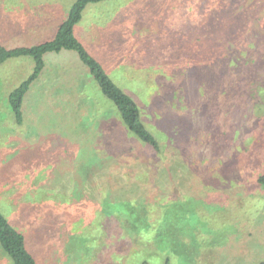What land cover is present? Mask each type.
I'll return each mask as SVG.
<instances>
[{
    "label": "rangeland",
    "instance_id": "rangeland-1",
    "mask_svg": "<svg viewBox=\"0 0 264 264\" xmlns=\"http://www.w3.org/2000/svg\"><path fill=\"white\" fill-rule=\"evenodd\" d=\"M72 2L0 0V46L52 39V14ZM75 26L168 145L156 171L148 146L114 149L102 136L114 134L112 103L67 49L44 54L19 124L8 95L33 60L2 62L0 205L29 230L38 264H136L143 244L123 230L151 223L163 250L150 264H163L162 253L170 264L264 259V0H101ZM113 158L123 165H106ZM118 195L132 200L136 223L113 216Z\"/></svg>",
    "mask_w": 264,
    "mask_h": 264
},
{
    "label": "trees",
    "instance_id": "trees-1",
    "mask_svg": "<svg viewBox=\"0 0 264 264\" xmlns=\"http://www.w3.org/2000/svg\"><path fill=\"white\" fill-rule=\"evenodd\" d=\"M98 1L101 0H73L66 18L58 26L54 37L48 41L30 47L19 46L6 48L0 46V64L8 58L18 56H29L33 60L32 72L8 95L11 110L15 116L16 122L20 124L23 119L22 103L24 97L31 83L39 76L45 66L44 54L46 52H59L62 49L72 50L77 53L81 62L88 68L89 73L97 82L103 95L112 103V108H110L112 109L111 116L115 117V121L109 129L114 131V134H108V136L102 135L103 138H108L109 144L112 145L114 149H120L123 146L127 147L128 145H132V143L148 146L152 149L153 155L148 158V160H144V162L146 166L156 171V167L159 166L160 162L156 160L158 158L155 157V154L164 157L167 149L166 146L168 145L167 141L163 139L166 134L163 132V125L158 127L152 120H145L143 118L142 110L136 96L118 86L104 70L101 63L87 51L73 33L74 25L81 19V14L85 6L88 3H95ZM166 101H171V104L175 102L173 97L172 99H166ZM154 117L158 118L159 116ZM163 117L167 118V116ZM115 160L114 158L111 159L106 165H123L124 161H121L122 158ZM98 165L101 164L98 162L97 166ZM98 173L102 172L99 171ZM97 177H99V174H97ZM257 181L264 185V173L258 176ZM122 198V195L116 196L115 199L110 198L109 202H111L112 206L116 205L113 216L115 215L119 221V212L121 213L124 211L125 215L130 218V220L133 219V222L136 223L134 219V217L136 218V216H134L136 211L134 210V212H132V210L135 209L134 206H131L132 200ZM124 200H126L125 203L123 202ZM156 205L157 204H151L146 209L151 212L155 209ZM5 211V206L0 205V256L9 264H38L29 247L30 242L27 240L29 237V230H27L25 225H19L21 220L20 217L12 218L8 216ZM137 225L138 224H133V226ZM152 227L153 223L146 229L137 227V229L135 228L136 232H134V234H130L125 229L123 230L125 231L124 236L130 237L136 245L143 244V247L141 246L142 248L140 246L137 247L138 253L134 254L137 260L136 264H150L152 260H154V257L161 253V251H159L161 247H159L158 242L155 243L152 238L155 236L152 233ZM164 243H166L165 239ZM161 249L163 250V248ZM162 254L163 264H170L169 255L165 253ZM255 264H264V259L257 261Z\"/></svg>",
    "mask_w": 264,
    "mask_h": 264
},
{
    "label": "crops",
    "instance_id": "crops-1",
    "mask_svg": "<svg viewBox=\"0 0 264 264\" xmlns=\"http://www.w3.org/2000/svg\"><path fill=\"white\" fill-rule=\"evenodd\" d=\"M69 4H66V11L64 12V11H62L63 12V14L62 15H59L58 17H56L55 15H57L58 14V12H54V14H52V18H53V21H54V23L52 24V27L54 28V31H53V35H55V33H56V31H57V28H58V26L60 25V23L66 18V16H67V13H68V10H69V6L71 5H69ZM76 25V24H75ZM74 25V28H73V33H74V35H75V37L82 43V41L80 40V38L78 37V35L76 34V26ZM78 32H79V34H84V31H83V29L80 27V29L78 28ZM52 35V36H53ZM54 37V36H53ZM83 44V43H82Z\"/></svg>",
    "mask_w": 264,
    "mask_h": 264
}]
</instances>
